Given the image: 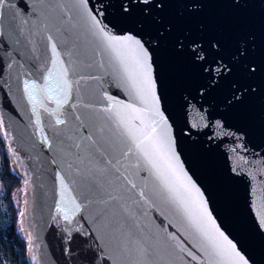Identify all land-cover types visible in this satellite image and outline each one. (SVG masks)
<instances>
[{"label":"water","instance_id":"95a60500","mask_svg":"<svg viewBox=\"0 0 264 264\" xmlns=\"http://www.w3.org/2000/svg\"><path fill=\"white\" fill-rule=\"evenodd\" d=\"M103 3V16L99 0L0 4V137L20 177L18 229L29 264H82L86 246L101 253L97 264H239L213 255V243L226 242L202 218L201 200L240 255L264 264V0ZM93 16L148 50L176 175L159 157L152 167L128 135L140 120L108 99L146 117L156 110ZM63 69L70 88L48 76ZM184 174L201 195L185 191Z\"/></svg>","mask_w":264,"mask_h":264},{"label":"snow or ice","instance_id":"6c2138e0","mask_svg":"<svg viewBox=\"0 0 264 264\" xmlns=\"http://www.w3.org/2000/svg\"><path fill=\"white\" fill-rule=\"evenodd\" d=\"M139 3H143L145 6L149 5L152 0H138ZM4 0H0V4H3ZM100 8L96 10V14L98 16L104 15V8L106 7L103 3V0H99ZM156 7H162V2L157 3ZM195 7V4L192 5ZM131 10L130 4H122V11L129 12ZM147 12V7L144 9ZM93 27L98 30L99 35L103 38V41L107 48L111 50L116 56L121 60L122 63L125 61H130L134 71L129 72L127 64H125V72L127 73V78L133 82V87L136 89L138 95H141L144 98L150 97V102L152 108L156 109L154 113L149 112L147 117L143 114V110L138 109L133 104H125L120 101H114L112 97H108L110 101H113L114 107L117 109L127 110L128 117L139 119L140 123L143 127L141 128H128V135L134 139L138 140L137 148L144 154V156L149 160V163L152 164L153 168H157V164L152 159L153 157H159L164 161L167 168L172 172L173 175H176V168L180 166L177 164L173 165L172 161L177 158L173 155H169L172 151V141L168 135V129L165 127V121L162 114L159 112L158 104L159 98L155 95L154 91V81L151 78V57L149 56L148 50L145 48L144 44L141 43L139 39H137L134 35H114L106 31L104 27L101 26L100 20L96 18V16L92 17ZM96 34V33H94ZM51 39V37H49ZM53 56H58L57 46L55 43L51 45ZM193 52L196 57L203 59L200 55V52L193 48ZM56 61L53 60V66H55ZM49 78L55 77L58 81L57 86H60V81L63 83V87L70 88L71 85L67 80L68 72L66 69L61 70L59 73H48ZM137 81L139 82V87L137 86ZM28 87V85H26ZM35 87V85H32ZM113 109H106V111L111 112ZM116 115L120 117L121 122H125V116L121 113V111L117 110ZM156 116H159L160 119H155ZM57 123H63V121L58 120ZM185 179L182 183V187H184L185 191L195 190L199 195V190L195 188V185L191 183L190 178H187L186 174H184ZM165 186L168 188L170 193L174 192V189L171 186L167 185L165 181ZM135 188L136 185H133ZM141 196L144 195V192L140 193ZM172 199H176V197H172ZM200 208L202 209V218L207 217V219L211 222L213 227L215 228L216 233H218L219 237L223 238L225 244L213 243V255L219 257L224 253H228L231 256H235L238 258L239 264H249V261L245 259L240 253L236 250V245L231 241L227 240V237L224 236L222 232L219 231L215 226V221L211 220L210 213L207 212V209L204 205V202L200 201ZM75 211L79 210V205H75ZM187 213V210L185 209ZM23 215V213L21 214ZM65 219H68L67 215ZM71 235V233H69ZM185 249L181 248V251ZM189 256L195 260L196 257L189 252ZM82 256V264H97L98 261L102 260L101 253L96 251L91 247H84L81 250ZM106 264V262H103Z\"/></svg>","mask_w":264,"mask_h":264},{"label":"trees","instance_id":"16d2710c","mask_svg":"<svg viewBox=\"0 0 264 264\" xmlns=\"http://www.w3.org/2000/svg\"><path fill=\"white\" fill-rule=\"evenodd\" d=\"M19 186L20 177L11 170L0 137V190L8 210L7 218L0 219V264H29L24 237L18 229L19 204L15 196Z\"/></svg>","mask_w":264,"mask_h":264},{"label":"rangeland","instance_id":"374dc122","mask_svg":"<svg viewBox=\"0 0 264 264\" xmlns=\"http://www.w3.org/2000/svg\"><path fill=\"white\" fill-rule=\"evenodd\" d=\"M16 199H17V202L19 204V193L18 191L16 192ZM1 190H0V219H3V218H7V213H8V210L6 208V204H5V201L2 199V195H1ZM26 257V255H25ZM26 263H29L28 262V259L26 257Z\"/></svg>","mask_w":264,"mask_h":264}]
</instances>
